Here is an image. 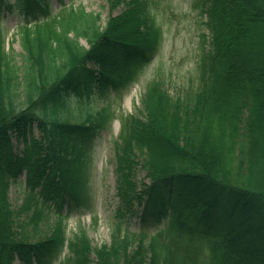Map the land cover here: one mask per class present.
Returning a JSON list of instances; mask_svg holds the SVG:
<instances>
[{
    "label": "trees",
    "instance_id": "1",
    "mask_svg": "<svg viewBox=\"0 0 264 264\" xmlns=\"http://www.w3.org/2000/svg\"><path fill=\"white\" fill-rule=\"evenodd\" d=\"M148 4L132 0L105 32L85 30L88 50L53 28L35 38L27 35L30 67L22 91L18 69L0 50V264L17 257L23 264H52L57 256L63 218L32 242L47 219L45 210L37 209L33 195L15 210L11 181L26 169L29 185L42 183L45 200L53 197L61 207L66 197L81 202V142L103 126V118L78 120L67 98L91 92L95 76L89 63L99 64L104 75L111 72L109 80L100 79L102 97L110 87L133 81L152 57L154 32L148 37L139 32ZM211 9L223 33L217 32L206 84L192 97L175 100L154 86L145 117L121 137L117 176L126 211L118 214L111 244L93 249L81 233L64 264H90L92 252L96 264H264L253 247L264 239V0H212ZM54 38H60L57 47ZM36 122L44 133L40 140L27 135ZM13 133L24 140L23 156L13 151ZM169 145L174 155L165 152ZM138 165L151 180L140 189ZM144 198L139 232L124 229L133 202ZM164 219L166 230H147Z\"/></svg>",
    "mask_w": 264,
    "mask_h": 264
},
{
    "label": "rangeland",
    "instance_id": "2",
    "mask_svg": "<svg viewBox=\"0 0 264 264\" xmlns=\"http://www.w3.org/2000/svg\"><path fill=\"white\" fill-rule=\"evenodd\" d=\"M14 0H11V2ZM201 0H160L157 2L155 19L161 26L164 34L162 47L153 63L145 69L139 81L130 89L118 91L111 94L107 100H94L83 105V114L95 113L102 107L110 105L112 117L101 133L91 142L89 149V181L90 189L89 203L74 209L68 219L67 234L72 237L75 233L84 229L93 246H100L110 242L111 222L116 217L119 204L117 196V183L115 174V161L112 143L121 130V116L134 112L140 104L141 96L148 84L154 78L164 80L166 86L175 96L193 91L199 83L198 60L202 53L204 44L203 34H208V28L204 24L205 19L201 15ZM66 4L75 6L83 5L88 12L100 14L104 24L110 10L107 0H65ZM53 11L57 12L60 6L56 0H52ZM73 5V6H74ZM120 4L119 13L123 10ZM21 16H7L1 22V32L5 38V45L9 52L14 49L13 56L20 64L24 60V53L20 46V33L16 29ZM83 46L87 42L80 39ZM75 104H78L76 101ZM87 103V100L85 101ZM36 137L41 132L34 129ZM15 150H22L23 146L14 138ZM139 181L146 179L145 171L139 170L137 174ZM19 183H13L10 197L15 208H19L25 196L24 175L19 177ZM147 181V180H146ZM66 213V212H65ZM55 217L46 221L43 226L54 223ZM136 217L131 218L130 224H136ZM257 258L264 259V239L261 238L253 245ZM67 254L64 249L60 259L63 260ZM264 261V260H263ZM14 264H21L16 261ZM55 264H59L56 262Z\"/></svg>",
    "mask_w": 264,
    "mask_h": 264
},
{
    "label": "bare ground",
    "instance_id": "3",
    "mask_svg": "<svg viewBox=\"0 0 264 264\" xmlns=\"http://www.w3.org/2000/svg\"><path fill=\"white\" fill-rule=\"evenodd\" d=\"M174 151H175V148H174L173 145L166 146V148H165V152L168 153V154H171V153H173ZM174 154H175V153H173V155H174Z\"/></svg>",
    "mask_w": 264,
    "mask_h": 264
}]
</instances>
